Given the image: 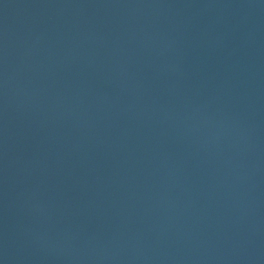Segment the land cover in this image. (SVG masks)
I'll return each instance as SVG.
<instances>
[{
    "label": "water",
    "instance_id": "water-1",
    "mask_svg": "<svg viewBox=\"0 0 264 264\" xmlns=\"http://www.w3.org/2000/svg\"><path fill=\"white\" fill-rule=\"evenodd\" d=\"M0 264H264V0H0Z\"/></svg>",
    "mask_w": 264,
    "mask_h": 264
}]
</instances>
